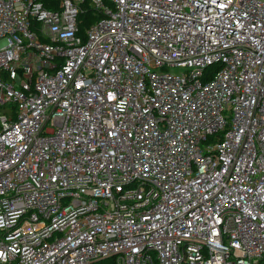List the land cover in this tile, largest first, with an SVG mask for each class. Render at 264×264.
I'll list each match as a JSON object with an SVG mask.
<instances>
[{
  "label": "built area",
  "instance_id": "obj_1",
  "mask_svg": "<svg viewBox=\"0 0 264 264\" xmlns=\"http://www.w3.org/2000/svg\"><path fill=\"white\" fill-rule=\"evenodd\" d=\"M0 264H264V0H0Z\"/></svg>",
  "mask_w": 264,
  "mask_h": 264
},
{
  "label": "trees",
  "instance_id": "obj_2",
  "mask_svg": "<svg viewBox=\"0 0 264 264\" xmlns=\"http://www.w3.org/2000/svg\"><path fill=\"white\" fill-rule=\"evenodd\" d=\"M41 1L46 8L56 9L58 5V0H39ZM99 16L94 13L89 6H86L85 11L80 17L81 20V34H84V31L94 22L98 20Z\"/></svg>",
  "mask_w": 264,
  "mask_h": 264
},
{
  "label": "rangeland",
  "instance_id": "obj_3",
  "mask_svg": "<svg viewBox=\"0 0 264 264\" xmlns=\"http://www.w3.org/2000/svg\"><path fill=\"white\" fill-rule=\"evenodd\" d=\"M183 71H185L184 69H182V68H175V69H172V70H170V72H172V73H182Z\"/></svg>",
  "mask_w": 264,
  "mask_h": 264
}]
</instances>
